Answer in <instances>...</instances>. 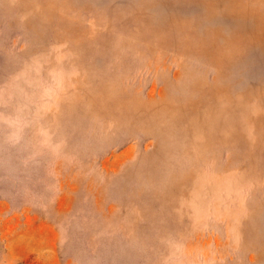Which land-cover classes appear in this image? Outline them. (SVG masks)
I'll return each instance as SVG.
<instances>
[{
	"label": "rangeland",
	"instance_id": "1",
	"mask_svg": "<svg viewBox=\"0 0 264 264\" xmlns=\"http://www.w3.org/2000/svg\"><path fill=\"white\" fill-rule=\"evenodd\" d=\"M0 264H264V0H0Z\"/></svg>",
	"mask_w": 264,
	"mask_h": 264
}]
</instances>
